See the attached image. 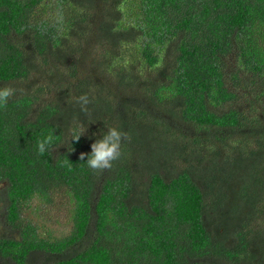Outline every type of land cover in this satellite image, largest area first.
Here are the masks:
<instances>
[{
    "label": "trees",
    "instance_id": "1",
    "mask_svg": "<svg viewBox=\"0 0 264 264\" xmlns=\"http://www.w3.org/2000/svg\"><path fill=\"white\" fill-rule=\"evenodd\" d=\"M5 85L0 264H264V0H0ZM59 195L68 232L41 236L22 212Z\"/></svg>",
    "mask_w": 264,
    "mask_h": 264
},
{
    "label": "clouds",
    "instance_id": "2",
    "mask_svg": "<svg viewBox=\"0 0 264 264\" xmlns=\"http://www.w3.org/2000/svg\"><path fill=\"white\" fill-rule=\"evenodd\" d=\"M60 22H63V16L59 18ZM41 33H45L47 29L42 25L40 27ZM23 89H17L11 85H5L0 87V108H5L7 106L8 100L12 98L17 92H22ZM77 103L80 106V111L84 114L89 113V104L91 103L87 94H82L77 98ZM83 131H73L71 133L70 141H78L83 134ZM56 136L53 132H50L43 139L37 141V153L38 155H44L45 152L49 151L53 145ZM129 136L126 132L121 131L117 128H108L105 134L97 139L91 144L90 154L80 153L79 159L84 161L86 159L87 166L94 172L103 173L106 170H111L113 167V162L120 159L121 145L124 141L128 140ZM65 164L69 165V170L71 165L68 160L64 161Z\"/></svg>",
    "mask_w": 264,
    "mask_h": 264
},
{
    "label": "rangeland",
    "instance_id": "3",
    "mask_svg": "<svg viewBox=\"0 0 264 264\" xmlns=\"http://www.w3.org/2000/svg\"><path fill=\"white\" fill-rule=\"evenodd\" d=\"M2 187L3 184L0 182V193ZM71 205L72 203L64 200L61 195H59V197L50 205L42 203L39 198L35 197L32 199L30 206L23 210L22 214L27 217V220L37 221L40 227L39 232L41 236H51L52 238H55L56 236L61 237L68 232L67 215H69L68 209ZM36 207H39L37 213L33 211ZM2 212L3 209L0 208V225L1 222H3Z\"/></svg>",
    "mask_w": 264,
    "mask_h": 264
}]
</instances>
